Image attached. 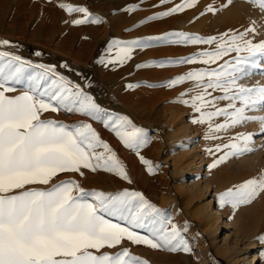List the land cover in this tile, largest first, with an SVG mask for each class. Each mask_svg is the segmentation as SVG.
<instances>
[{"label": "rangeland", "instance_id": "rangeland-1", "mask_svg": "<svg viewBox=\"0 0 264 264\" xmlns=\"http://www.w3.org/2000/svg\"><path fill=\"white\" fill-rule=\"evenodd\" d=\"M61 4L85 8L88 22L73 24L74 20L85 19V14L69 13L59 7ZM186 4L191 6L163 15L177 5ZM208 6L216 11L209 12ZM96 18L100 22L92 23ZM258 19H262L259 4L249 0L231 3L228 0H195L194 3L192 0H119L118 4L114 0L105 4L88 0H0V41L10 42L0 44V51L30 62L32 71L42 70L40 65L51 67L91 96L101 109L100 120L64 109L48 111L42 114V119L66 125L91 124L128 176L124 180L112 172L82 169L84 175H74L77 183L85 191L116 193L126 189L142 193L162 210L170 221L169 227L177 226L190 249L170 252L125 240L112 249L115 253L126 248L146 264H264L261 257L264 245L256 239L258 234H264V192L247 204L234 205L229 198H222L228 189L235 190L245 181L264 174V134L260 133V123L249 121L214 133L207 124L194 123L199 114L182 102L187 99L182 96L189 90L187 82L166 86L169 79L200 67L175 61L214 47L169 43L168 40L178 39L169 34L218 40L230 30L243 31L250 21ZM261 39L264 33L254 37L255 41ZM133 41H139L141 46L132 45L130 59L123 64L107 62L110 56H115L118 45H130ZM247 71L243 83L264 84V59H257ZM15 87L20 93L22 86ZM226 103L221 102V106ZM176 105L188 111L181 118L189 126L188 142L178 148L171 140L176 127L170 125L163 131L160 128L162 122L170 124L168 110ZM249 115L264 116V109ZM121 118L143 130L147 140L144 146L137 150L126 148L111 128L104 126V120L115 122ZM214 120L222 123L224 118ZM127 130L131 131V127ZM243 133L252 134L247 145L252 151L229 155L218 162L230 151L223 145ZM217 145H221L219 151ZM141 156L151 163V174L141 162ZM217 209L218 220L205 217ZM109 219L152 238L150 227L139 228L124 220Z\"/></svg>", "mask_w": 264, "mask_h": 264}, {"label": "snow or ice", "instance_id": "snow-or-ice-1", "mask_svg": "<svg viewBox=\"0 0 264 264\" xmlns=\"http://www.w3.org/2000/svg\"><path fill=\"white\" fill-rule=\"evenodd\" d=\"M249 2L259 4L262 19L250 21L243 31L230 30L218 40L169 34L178 37L168 40L169 43L214 45L210 50L175 61L200 67L169 79L166 85L174 87L187 82L189 90L182 93L187 99L182 102L199 114L194 123L207 124L214 133L255 121L260 123V133L264 134V116L249 115L264 109V84L249 86L242 82L248 75V67L257 59H264V39L254 40L258 33H264V0ZM184 6L191 4L177 5L163 15L180 11ZM59 7L69 13L85 14V19L74 20L73 24L88 22L85 8L66 4ZM207 10L216 11L211 6ZM91 22L100 21L96 18ZM0 44L10 42L3 40ZM132 45L141 43L118 45L115 56H110L107 62L123 64L131 58ZM38 67L42 70L32 71L30 62L0 51V264H146L126 248L113 254L101 251L121 246L125 240L153 249L188 252L190 249L177 226L169 227L170 221L162 210L142 193L126 189L116 193L85 191L74 181L53 183L62 173L84 175L82 169L112 172L124 180L128 176L91 124L66 125L42 119V114L48 111L64 109L100 120L101 109L91 96L51 67ZM16 85L22 86L20 94L8 95L17 91ZM221 102L227 103L221 106ZM217 117H223L224 121L215 123ZM103 123L126 148L137 150L147 143L143 130L131 126L126 118ZM129 127L131 131L127 130ZM251 140V133L237 134L230 144L223 145L230 151L218 162L229 155L252 151L247 146ZM98 148L103 152H97ZM220 149L221 145H217L216 150ZM140 160L151 174V163L142 156ZM261 192L264 174L245 181L235 190L228 189L222 198H229L234 205L247 204ZM109 218L124 220L134 227H150L152 238ZM256 239L264 245V234H258ZM261 257L264 258V252Z\"/></svg>", "mask_w": 264, "mask_h": 264}, {"label": "bare ground", "instance_id": "bare-ground-1", "mask_svg": "<svg viewBox=\"0 0 264 264\" xmlns=\"http://www.w3.org/2000/svg\"><path fill=\"white\" fill-rule=\"evenodd\" d=\"M171 94H174V91ZM171 100L169 99V102ZM168 111L170 112V114H169V122H170V124L162 122L160 128L163 131L164 129H167L170 125L175 126L176 127V134L173 136V138H171V140L175 141L174 143L178 145L177 148L179 146H184L188 142L187 134L189 132V126L186 125L185 123H183V119L181 118V116H182L183 113H186L188 111L186 109H184V108L178 107V105L169 107ZM250 122H252V121H250ZM189 168H190V166H189ZM193 172H194V170H193ZM182 191H184V190H182ZM203 217H202V219H203ZM205 217L207 219L208 218H211V219L214 218V219L218 220L220 218L219 210L218 209L215 210V211L212 210V213L210 215L205 216ZM204 221H205V219H204ZM215 231L217 232L218 230H215Z\"/></svg>", "mask_w": 264, "mask_h": 264}, {"label": "crops", "instance_id": "crops-1", "mask_svg": "<svg viewBox=\"0 0 264 264\" xmlns=\"http://www.w3.org/2000/svg\"><path fill=\"white\" fill-rule=\"evenodd\" d=\"M97 2V4H98V2L99 3H103V4H105V3H107V1H109V0H88V2L89 3H93V2ZM114 3L115 4H118L119 3V0H114ZM18 94H20V93H18L17 91H15V92H12V93H8V95H18ZM75 174H79V173H62V174H60L58 177H56L54 180H53V183H59L60 181H74L76 184H78L77 183V179H76V176H74ZM79 185V184H78ZM81 188H83L81 185H79ZM35 187H46V186H40V185H37V186H35ZM111 250V251H110ZM101 251H103V252H108V253H110V254H113V253H115V251L113 250L112 251V249H108V248H104V249H102Z\"/></svg>", "mask_w": 264, "mask_h": 264}]
</instances>
